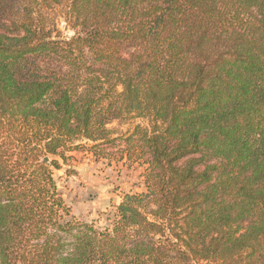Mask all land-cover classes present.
<instances>
[{
	"label": "trees",
	"instance_id": "trees-1",
	"mask_svg": "<svg viewBox=\"0 0 264 264\" xmlns=\"http://www.w3.org/2000/svg\"><path fill=\"white\" fill-rule=\"evenodd\" d=\"M133 119L146 190L79 219L55 169ZM0 264H264V0H0Z\"/></svg>",
	"mask_w": 264,
	"mask_h": 264
},
{
	"label": "rangeland",
	"instance_id": "rangeland-1",
	"mask_svg": "<svg viewBox=\"0 0 264 264\" xmlns=\"http://www.w3.org/2000/svg\"><path fill=\"white\" fill-rule=\"evenodd\" d=\"M61 21L59 27L64 30ZM64 33L71 35L72 31ZM140 122H114L111 126L116 129V139L103 143L99 155L74 150L67 162L61 160V168L55 169L60 191L79 219L107 226L125 193L146 190L143 175L149 152L134 134V126Z\"/></svg>",
	"mask_w": 264,
	"mask_h": 264
}]
</instances>
